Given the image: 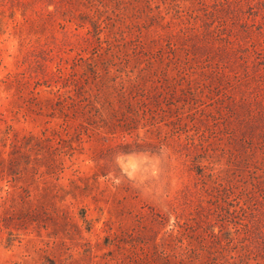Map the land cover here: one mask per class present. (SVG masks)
Segmentation results:
<instances>
[{
  "label": "rangeland",
  "instance_id": "374dc122",
  "mask_svg": "<svg viewBox=\"0 0 264 264\" xmlns=\"http://www.w3.org/2000/svg\"><path fill=\"white\" fill-rule=\"evenodd\" d=\"M0 264H264V0H0Z\"/></svg>",
  "mask_w": 264,
  "mask_h": 264
}]
</instances>
